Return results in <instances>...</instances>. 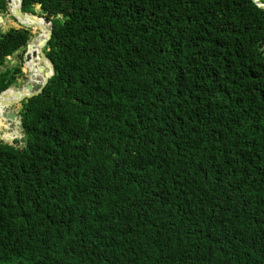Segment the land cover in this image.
Instances as JSON below:
<instances>
[{
  "label": "trees",
  "instance_id": "1",
  "mask_svg": "<svg viewBox=\"0 0 264 264\" xmlns=\"http://www.w3.org/2000/svg\"><path fill=\"white\" fill-rule=\"evenodd\" d=\"M22 11L51 23L54 74L22 102L23 145L0 142V264H264V9ZM31 31H0V92L29 71Z\"/></svg>",
  "mask_w": 264,
  "mask_h": 264
},
{
  "label": "water",
  "instance_id": "2",
  "mask_svg": "<svg viewBox=\"0 0 264 264\" xmlns=\"http://www.w3.org/2000/svg\"><path fill=\"white\" fill-rule=\"evenodd\" d=\"M8 15L12 17L16 22L19 23L20 28L24 29H40L43 33L41 40L31 39L29 44L26 46V51L22 57V62L25 64L27 60H32L35 57L41 58L42 61L46 62L50 68V73L47 75L40 83L33 82L25 83L24 87L13 88L12 86L8 87L6 90L0 92V107H4V114H0V118L5 117L8 122H13L12 126H8L6 131L3 132L5 136H0V142L6 145H12L13 141L16 140L14 144L15 147L21 146L24 143V131L21 127L19 121H17V116L19 110L22 106L23 101H27L35 96L41 94L48 84L49 80L54 74L53 64L47 58V55L44 52L45 46L49 41L52 31L51 23L45 18H36V16L31 15V13L22 11V0H5ZM253 3L258 7L264 9V3L260 0H253ZM264 46V40H262L259 48L262 50ZM34 73V72H33ZM31 72V76L34 77V74ZM18 81V79H17ZM13 92V93H12ZM11 98V99H6ZM14 107L15 111H9L7 108ZM15 130V134L10 133L12 130Z\"/></svg>",
  "mask_w": 264,
  "mask_h": 264
},
{
  "label": "rangeland",
  "instance_id": "3",
  "mask_svg": "<svg viewBox=\"0 0 264 264\" xmlns=\"http://www.w3.org/2000/svg\"><path fill=\"white\" fill-rule=\"evenodd\" d=\"M35 9L38 11L39 10L38 6H36ZM36 18H39V17L36 16ZM9 28L18 29V28H20V25H19L18 22H16L9 15H5V13L0 12V31H5V30H7ZM31 33H32V39H35L36 38L35 31L32 30ZM16 62H17L16 55H13L12 57H8L7 58V64L6 65H7V67H11ZM40 62H43V61L41 60ZM0 70H2V69L0 68ZM42 70H43L44 74L49 73V69H48V67L46 65H43ZM26 75H24V76H26ZM24 76L19 81H16V84L13 85L12 87L13 88L24 87V85L26 83L25 82L26 80H24ZM8 110L12 111V113H13V111H15V108L11 107V108H8ZM16 120L18 121V118ZM9 124L11 125V124H13V122L10 123L5 118H0V136L4 135L2 133L6 131L5 129L8 128ZM10 133L14 134L12 131Z\"/></svg>",
  "mask_w": 264,
  "mask_h": 264
},
{
  "label": "bare ground",
  "instance_id": "4",
  "mask_svg": "<svg viewBox=\"0 0 264 264\" xmlns=\"http://www.w3.org/2000/svg\"><path fill=\"white\" fill-rule=\"evenodd\" d=\"M34 30H39V34L36 36L37 40H41L43 37V33L42 31H40V29H34ZM40 57V56H39ZM39 57H35L32 60H27V62H25V66L27 67V69H29V71H27V75L24 76V80H26V83H40L41 80H43L47 75H49L50 73V68L48 66V64L46 62H40L41 58ZM43 65H46L49 69V73L44 74L42 67ZM31 72L34 74V77L31 76ZM13 93V92H12ZM6 99H11V98H6ZM8 109V108H7ZM0 114H4V107H0ZM5 118V117H2ZM6 119V118H5ZM12 126V124L10 125ZM14 134H15V130L12 129L11 130ZM12 134V135H14ZM5 135H2L1 137H3Z\"/></svg>",
  "mask_w": 264,
  "mask_h": 264
}]
</instances>
